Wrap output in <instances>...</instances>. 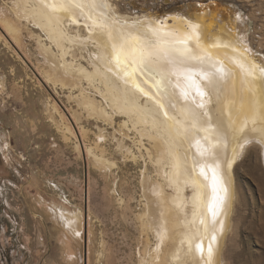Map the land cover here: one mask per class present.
<instances>
[{
  "label": "bare ground",
  "instance_id": "obj_1",
  "mask_svg": "<svg viewBox=\"0 0 264 264\" xmlns=\"http://www.w3.org/2000/svg\"><path fill=\"white\" fill-rule=\"evenodd\" d=\"M14 3L15 15L48 38L50 46L43 44L41 37L39 42L49 64L73 83L72 88L86 83L94 93V98L86 96L82 88L80 96L74 98L77 106L109 126L117 117H124L122 126L136 135L133 149L120 142L124 158L138 162L145 151L155 166L161 181L150 184L148 193L156 199L150 200L153 213L146 220L159 242L154 261L187 264L190 256L194 264H221L237 200L234 166L252 141H258L264 152V64L256 62L233 22L220 24L210 13L197 14L192 19L179 15L162 20L152 16L128 18L116 10L111 0H74L71 5L67 0ZM76 3L83 8L76 7ZM105 15L107 25L102 19ZM15 34L13 26L0 21V37L8 47H16ZM121 34L131 36L127 44ZM141 49L151 53L148 66L157 74L155 79L160 80L159 91L153 78L139 70ZM44 80L56 86L49 75ZM135 84L152 99L137 91ZM197 84L205 92L202 98L195 94ZM201 100L203 108L199 107ZM69 116L74 124L77 117ZM75 130L82 139L80 129ZM68 131L75 135L71 128ZM146 140L153 154L146 147ZM83 148L94 163L109 169L117 167L84 142ZM142 173L143 180L148 181V168ZM187 190L192 191L188 198ZM189 207L191 215L185 210ZM62 214L74 226L84 219L82 213ZM210 244L213 256L209 261Z\"/></svg>",
  "mask_w": 264,
  "mask_h": 264
},
{
  "label": "rangeland",
  "instance_id": "obj_2",
  "mask_svg": "<svg viewBox=\"0 0 264 264\" xmlns=\"http://www.w3.org/2000/svg\"><path fill=\"white\" fill-rule=\"evenodd\" d=\"M111 2L128 18L192 19L210 13L220 24L232 21L256 62L264 64L262 0ZM14 5V0H0V21L13 26L17 38L16 47H8L0 37V264H158L154 260L159 242L147 222L153 213L150 200L156 199L149 194L150 184L161 181L155 166L145 151L146 165L141 158H124L120 142L133 149L136 140L122 126L124 117L109 126L77 106L74 98L82 88L86 96L94 98V93L86 83L72 88L73 83L49 64L39 42L41 37L50 46L48 38L18 18ZM47 75L56 86L45 82ZM71 114L77 117L72 116L74 124ZM83 142L117 167L94 163L84 154ZM145 144L153 154L147 140ZM246 148L234 166L237 200L221 264H264V152L258 141ZM145 166L148 181L143 180ZM191 194L187 190V198ZM60 210L82 213L84 219L74 226ZM185 210L191 215V207ZM189 257L187 264H194Z\"/></svg>",
  "mask_w": 264,
  "mask_h": 264
},
{
  "label": "snow or ice",
  "instance_id": "obj_3",
  "mask_svg": "<svg viewBox=\"0 0 264 264\" xmlns=\"http://www.w3.org/2000/svg\"><path fill=\"white\" fill-rule=\"evenodd\" d=\"M262 2H264V0H262ZM67 3L69 5L73 4L74 3V0H67ZM48 6V5H46ZM76 7H80L81 9L83 8V5L82 4H79V3H76L75 5ZM52 7H55V5H53ZM103 22H104V25H107L108 24V17L107 15H105L103 18ZM193 27H199V25H193ZM262 28V31H264V25L261 26ZM122 35V39L124 40V43L127 44L128 41L131 39V36H123ZM123 47L124 45L122 44L121 45V49L120 51L123 50ZM119 55V52L117 53ZM151 57V53H146L144 52L142 49L140 50V54H139V59H138V67H139V70L142 74H144L146 77H150V78H153V84L156 85L157 87V91L160 90V80L158 79H155V77L157 76V74L148 66V62H149V58ZM262 73H264V69H262ZM208 83L211 84L212 83V80L209 79L208 80ZM133 87L139 91L143 96L149 98V99H152L151 96H149L148 92H146L143 88L140 87L139 84H135L133 85ZM195 94L197 96H200L201 98L205 95V92L201 89L200 85H195ZM185 95V98H187V93H184ZM161 109H163V105L161 104L160 105ZM199 107L203 108L204 107V104H203V100L200 101L199 103ZM163 115L165 117H167L168 113L166 111L163 112ZM228 167H231V163H229ZM213 181H214V184L216 182V176L214 175L213 176ZM225 191H227V189H225ZM215 236L212 237V240L215 241ZM199 248V250L201 251V253H203V248L200 247L199 245L197 246ZM207 252H208V257H209V261L211 260L212 256H213V249L211 247V244L208 246V249H207Z\"/></svg>",
  "mask_w": 264,
  "mask_h": 264
}]
</instances>
